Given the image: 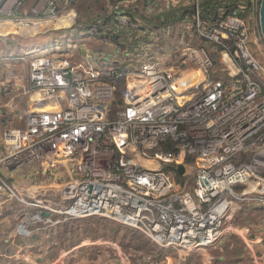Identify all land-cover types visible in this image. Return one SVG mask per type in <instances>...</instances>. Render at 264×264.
<instances>
[{"label": "built area", "instance_id": "1", "mask_svg": "<svg viewBox=\"0 0 264 264\" xmlns=\"http://www.w3.org/2000/svg\"><path fill=\"white\" fill-rule=\"evenodd\" d=\"M26 1L0 0V22L77 26V0H35L29 16L21 13ZM139 1L117 0L109 14L138 29L123 9ZM147 1L177 7L188 0ZM193 1L199 21L200 0ZM248 10L258 16L259 0L238 5L216 27H198L207 45L189 48L177 67L119 50L82 57L71 45L34 51L22 127L14 124L13 100L6 101L7 71L0 80V194L20 207L13 208L19 231L101 216L188 255L238 232L232 221L250 203L264 207V66L251 50ZM209 42L222 47L229 79L210 76ZM113 78L125 82L117 107Z\"/></svg>", "mask_w": 264, "mask_h": 264}, {"label": "rangeland", "instance_id": "2", "mask_svg": "<svg viewBox=\"0 0 264 264\" xmlns=\"http://www.w3.org/2000/svg\"><path fill=\"white\" fill-rule=\"evenodd\" d=\"M115 1L117 0H77L78 21L77 26L72 29H59L50 23L43 27H36L31 23L30 26L18 29L12 22H0V80L6 77L7 71L9 75L12 74V92L6 101L13 100L17 116L14 124L17 127L24 125L20 117L24 112V90L29 86L28 73L34 51L56 45H71L77 55L82 57L85 52L98 56L106 53L116 54L119 50L121 56L130 52L135 60L150 56L163 60L169 66L177 67L185 58V51L189 48L205 47L208 43L198 28L207 26L196 18L197 8L193 0L185 1L181 6L185 8L195 5L194 13L183 15L181 19L167 24L160 23V18L155 20L156 24L146 21L143 23L141 18H137L138 21L134 23L136 27H141L140 30L131 33L125 30L126 35L122 33L118 41L115 40V29L121 27L120 24L117 27H112L110 22L102 24L101 27H94L96 32L90 33L91 27L88 26L99 23L95 22V19L110 15L112 10L109 9ZM251 1L252 4L256 3V0ZM34 3L35 0H27L21 13L29 16ZM134 7L132 11L150 19L154 16L152 13L158 14L173 8L165 3L157 6L149 4V7H145L143 0ZM247 22L253 31L251 50L264 66V41L258 28L257 14L252 16L248 10ZM111 30L112 33H109ZM133 34L135 35L132 36ZM130 39L136 44L131 43ZM120 41L126 46L120 45ZM220 49L219 45L211 42L205 48L213 61L210 76L227 80L229 68L222 60ZM127 64L133 68L139 66L133 62ZM93 65L102 66L97 61H94ZM122 66L125 67V63ZM192 187L191 182L188 188ZM69 222L57 225L58 230L63 233L58 236L59 247H79L78 251L85 252L91 264H264V207L255 202L250 203L246 212H241L232 221L233 225L238 227V232H227L217 245L188 255L180 254L172 248H161L142 232L101 216ZM37 227L39 231L50 229L42 225ZM244 227L249 230L246 234L242 231ZM66 232L70 235L67 236Z\"/></svg>", "mask_w": 264, "mask_h": 264}, {"label": "crops", "instance_id": "3", "mask_svg": "<svg viewBox=\"0 0 264 264\" xmlns=\"http://www.w3.org/2000/svg\"><path fill=\"white\" fill-rule=\"evenodd\" d=\"M12 205L0 194V264H91L87 254L78 251L79 247H59L58 236L63 233L57 226L48 231L21 233L17 224L19 212H15L19 206Z\"/></svg>", "mask_w": 264, "mask_h": 264}, {"label": "trees", "instance_id": "4", "mask_svg": "<svg viewBox=\"0 0 264 264\" xmlns=\"http://www.w3.org/2000/svg\"><path fill=\"white\" fill-rule=\"evenodd\" d=\"M143 2H144L145 7H149V3L147 0H143ZM259 3H260V0H259ZM240 4H245L248 8H250L252 6V1L251 0H200L198 4L200 20H202V22L209 28L217 26L218 23H220L227 17V15L231 12L232 9L236 8ZM194 12H195V5L192 7H185V8L179 5L177 7H173L170 10H167V11H164L158 14L152 13L154 16L150 19V18H146L144 15L142 16L139 13L132 11V9H129V8L123 9V13L128 16H131L133 21L137 22L138 21L137 18H141L143 20V23L146 21L147 23H151V24H156L155 20L159 18L161 19L160 23L167 24L171 21L181 19L183 15L191 14ZM98 21H101L102 24H107L110 22L112 23V27L119 26V23L115 15H105L102 18L99 17L98 19H95V22H98ZM117 28L118 29H115V32H116L115 40L118 41L120 40V36L122 35V33H125V30L126 31L128 30L129 33L133 31L137 32L140 30L141 27H139L138 29L129 28L126 26H121ZM109 33H112V30ZM134 35L135 34H133L132 36ZM118 43H120V45L122 46H126L125 44H122V41ZM131 43L136 44L135 41ZM227 43H230V41L227 40ZM220 48L222 49L221 46ZM112 81L113 83H115V107H117V106H120L122 102L121 97L124 92L125 82H124V78H113ZM165 149L170 150V151H175V147L172 144H168V146L165 147ZM171 169H173L177 182L184 184L185 179L181 177L180 175H178L175 168L171 167ZM191 182H192V179L189 181V183Z\"/></svg>", "mask_w": 264, "mask_h": 264}, {"label": "water", "instance_id": "5", "mask_svg": "<svg viewBox=\"0 0 264 264\" xmlns=\"http://www.w3.org/2000/svg\"><path fill=\"white\" fill-rule=\"evenodd\" d=\"M258 19H259L260 33L264 41V0H260L259 3ZM177 171L180 175L184 174L185 166L184 165L178 166Z\"/></svg>", "mask_w": 264, "mask_h": 264}, {"label": "bare ground", "instance_id": "6", "mask_svg": "<svg viewBox=\"0 0 264 264\" xmlns=\"http://www.w3.org/2000/svg\"><path fill=\"white\" fill-rule=\"evenodd\" d=\"M154 166H156V165H154Z\"/></svg>", "mask_w": 264, "mask_h": 264}]
</instances>
